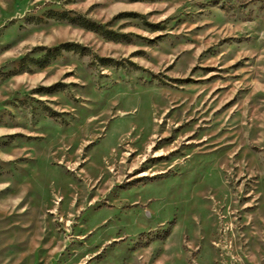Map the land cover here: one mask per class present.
<instances>
[{
    "label": "rangeland",
    "instance_id": "rangeland-1",
    "mask_svg": "<svg viewBox=\"0 0 264 264\" xmlns=\"http://www.w3.org/2000/svg\"><path fill=\"white\" fill-rule=\"evenodd\" d=\"M0 264H264V0H0Z\"/></svg>",
    "mask_w": 264,
    "mask_h": 264
}]
</instances>
